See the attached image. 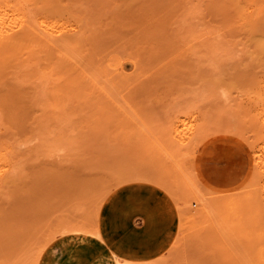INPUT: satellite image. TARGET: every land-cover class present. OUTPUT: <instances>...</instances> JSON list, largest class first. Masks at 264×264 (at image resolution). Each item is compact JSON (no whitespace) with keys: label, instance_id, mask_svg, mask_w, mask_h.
I'll return each instance as SVG.
<instances>
[{"label":"rangeland","instance_id":"obj_1","mask_svg":"<svg viewBox=\"0 0 264 264\" xmlns=\"http://www.w3.org/2000/svg\"><path fill=\"white\" fill-rule=\"evenodd\" d=\"M42 1L1 2L0 264L262 263L264 0Z\"/></svg>","mask_w":264,"mask_h":264},{"label":"bare ground","instance_id":"obj_2","mask_svg":"<svg viewBox=\"0 0 264 264\" xmlns=\"http://www.w3.org/2000/svg\"><path fill=\"white\" fill-rule=\"evenodd\" d=\"M43 1H45V2H53L54 0H43ZM42 1V2H43ZM1 2H5V0H0V50L2 51V52H4V51H7V50H12V48H13V45H15L16 44V42H17V40L20 38V35L19 34H14V33H12V31H11V29H10V31H9V28H7L6 26H5V21H6V19H8L9 17H10V15H11V12L8 10V8L6 7V6H3V5H1ZM39 2V1H38ZM37 3V2H36ZM47 4V3H46ZM73 7V6H72ZM50 8V7H49ZM53 8V7H52ZM57 8V7H56ZM41 24V23H40ZM43 24H45V23H43ZM30 24H28V26H29ZM33 25L34 24H32V25H30L31 26V28L33 27ZM39 25V24H38ZM38 25H36V26H38ZM50 25V24H49ZM27 26V27H28ZM42 26V25H41ZM51 26V25H50ZM49 26V27H50ZM41 27H39V29H40ZM53 28V27H52ZM51 28V29H52ZM33 29H35V27H33L32 28V30ZM36 29H38V28H36ZM35 29V30H36ZM38 29V30H39ZM43 29H45V28H43L42 27V30ZM34 30V31H35ZM42 30L40 29L39 31H37V32H40L39 34H41V33H43L44 34V30H43V32H42ZM47 30V29H46ZM45 30V33L47 32ZM57 30V29H56ZM70 30V29H69ZM52 31V30H51ZM74 29H73V34H74ZM49 32V31H48ZM68 32V31H67ZM72 32H71V36H72ZM50 33V32H49ZM63 34H65L66 33V31H65V33H64V31L62 32ZM61 33V34H62ZM38 34V35H39ZM42 34V35H43ZM51 34L52 33H50V34H44V37H46L45 35H48V36H50V37H53V36H51ZM57 34H59V33H57ZM67 34V33H66ZM42 35H41V37H42ZM208 35V34H207ZM212 35V34H211ZM210 35V36H211ZM66 36V35H65ZM205 36V35H204ZM210 36L208 37V36H206L205 38H204V40L202 41L201 40V42H207L208 40H209V38H210ZM58 37V36H57ZM61 37V36H60ZM60 37H59V39H60ZM48 38V41L50 40V38L49 37H47ZM62 38V37H61ZM196 38V37H195ZM214 38H215V36H214ZM42 39V38H41ZM203 39V38H202ZM54 40V39H53ZM210 40H211V38H210ZM52 40H50V42H51ZM198 41H200V39L198 40ZM46 43H48V42H46ZM54 43V42H53ZM196 43V42H195ZM195 43H193L194 45H195ZM210 43V45H208L207 44V46L209 47H211L210 49H212L213 47L215 48V46H217L218 48H219V46L217 45L218 44V42H209ZM193 45L191 44V47H192ZM190 47V46H189ZM217 48V49H218ZM221 48V47H220ZM214 50H216V49H214ZM216 52V51H215ZM4 56L6 55V54H3ZM8 56V55H7ZM7 56H5V57H7ZM1 57H3L2 55H1ZM9 57V56H8ZM4 59H7V58H4ZM169 63V62H168ZM157 72V71H156ZM139 84V83H138ZM262 100H264V97H262ZM123 103V102H122ZM125 104V103H124ZM120 105V104H119ZM118 105V106H119ZM123 105V104H122ZM126 107V106H125ZM127 108V107H126ZM121 109V108H120ZM123 109V108H122ZM125 109V108H124ZM257 110H258V113H260L261 114V116H260V123H262V125H264V113H261V112H264V102H262V106L260 105V107H258L257 108ZM125 111H127V110H125ZM179 122V121H178ZM176 123V122H175ZM174 122H173V125L175 124ZM182 123V122H181ZM186 124V123H185ZM172 125V126H173ZM178 125V124H177ZM193 126V125H192ZM181 127V126H180ZM185 127V126H184ZM189 127V126H188ZM187 127V128H188ZM190 127H191V125H190ZM195 127V126H194ZM176 128H178V127H175L174 126V128H172V129H170L169 131L167 130L166 132H168L167 133V137L170 135V131H172L171 133H172V135L174 136H172V135H170L168 138L166 137L165 139H167L168 140V145H169V143H170V146H171V141H172V143H177V145H179L180 146V144H184V142H185V137L186 136H184V139L183 138H181L182 139V141H181V139L180 138H177V139H180V140H177L176 139V137H178L177 135H178V133L180 134V132L181 131H179V130H181V129H177L176 130ZM192 129H193V127H191ZM191 128H189L190 130H191ZM169 129V128H168ZM183 129H185V128H183ZM182 129V130H183ZM198 130H199V128H197ZM185 130H183V132H184ZM189 131V130H188ZM166 132H164V133H166ZM192 132L194 133L195 131L194 130H192ZM192 133V134H193ZM184 134V133H183ZM185 134H187V132L185 133ZM189 135V134H188ZM187 135V136H188ZM180 136V135H179ZM182 136V135H181ZM192 136V135H191ZM171 137V138H170ZM190 137V136H189ZM172 138H175V140H177V141H175V140H173ZM191 138V137H190ZM171 139V140H170ZM261 141H262V144L260 145V148L258 149L259 150V152L258 153H256L255 155H254V161H255V165H257V167L259 168V174H260V179L258 180L261 184H260V187H261V192L259 191V192H255L254 190H251V192H250V200H249V205H251L252 207H254L255 206V211H256V216L258 217V218H260L261 217V215L262 214H264V213H262V212H264V129H262V131H261ZM163 141H165V140H163ZM170 141V142H169ZM175 141V142H174ZM179 142V143H178ZM187 142L188 141H186L185 142V144H187ZM160 143V142H159ZM257 174V173H256ZM135 178H143V179H145V180H150V181H153L154 183H158L160 186H163V187H165L167 190H170V188L166 185V184H164V182L162 181V180H160V179H155L154 177H146V176H137V177H135ZM135 178H131V179H135ZM153 178V179H152ZM159 181V182H158ZM219 196H221V195H219ZM247 196V195H246ZM236 197H238V196H236ZM236 197H234L233 195H231V194H226V196H225V206H226V209L224 210L226 213H224V211H220V214L222 215V217H224V219H232L233 221H235V222H237V221H242V217H243V215H242V211H240V209L244 206L243 205V203L241 202V200L240 199H237ZM103 198H105V196L103 197ZM103 200V199H102ZM102 200H101V202H102ZM100 202V203H101ZM262 203V206L261 207H259L258 205H259V203ZM100 203H99V206L95 209V211H94V214H93V217H91V218H89L88 220H86V221H84V222H82V223H79V224H75V225H68V226H66V227H64L63 229H62V231L61 232H69V231H78V232H88L89 234H91V235H94V236H97L98 238H99V233H98V229H97V218H98V211H99V207H100ZM198 203V202H197ZM199 205H200V203H199ZM203 205V204H202ZM254 205V206H253ZM261 205V204H260ZM189 209V207H179V211H182L183 213H185V212H187V210ZM228 212V213H227ZM181 216H182V214H180ZM230 215H232L233 216V218L230 216ZM229 221V220H228ZM180 226H181V219H180ZM261 233H264V230H262V232ZM54 237H51V239H53ZM50 240V239H49ZM178 241H180V243L179 244H183V253H182V255H183V257L185 258V255H184V253L186 252L185 251V243H183V242H186L187 240L184 238L183 240H182V236H180L179 238H178ZM185 244V245H184ZM47 245V243H45L44 245H43V247L41 248V249H39L38 250V253H37V255H36V257H35V260H34V264H36L37 263V259L39 258V255H40V253H41V251L44 249V247ZM259 250H261V249H259ZM262 251V250H261ZM259 253V252H258ZM262 254V253H261ZM259 255V254H258ZM262 257V260H264V256H261ZM260 258V257H259ZM257 259V258H256ZM114 260H115V263L116 264H150V262L148 263H131V262H127V261H125V260H122L121 258H119V257H117V256H115V258H114ZM258 260V259H257ZM255 263H257V262H255ZM254 263V264H255ZM258 264V263H257ZM260 264H264V261H262V263H260Z\"/></svg>","mask_w":264,"mask_h":264},{"label":"crops","instance_id":"obj_3","mask_svg":"<svg viewBox=\"0 0 264 264\" xmlns=\"http://www.w3.org/2000/svg\"><path fill=\"white\" fill-rule=\"evenodd\" d=\"M115 256H117V257H118V255L114 254V255H113V259L115 258ZM119 258H120V257H119Z\"/></svg>","mask_w":264,"mask_h":264}]
</instances>
